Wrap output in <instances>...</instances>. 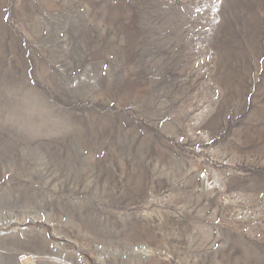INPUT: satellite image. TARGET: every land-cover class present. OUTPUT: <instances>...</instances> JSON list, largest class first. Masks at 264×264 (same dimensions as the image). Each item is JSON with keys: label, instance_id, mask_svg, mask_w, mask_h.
I'll list each match as a JSON object with an SVG mask.
<instances>
[{"label": "rangeland", "instance_id": "1", "mask_svg": "<svg viewBox=\"0 0 264 264\" xmlns=\"http://www.w3.org/2000/svg\"><path fill=\"white\" fill-rule=\"evenodd\" d=\"M0 264H264V0H0Z\"/></svg>", "mask_w": 264, "mask_h": 264}]
</instances>
